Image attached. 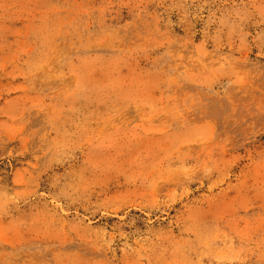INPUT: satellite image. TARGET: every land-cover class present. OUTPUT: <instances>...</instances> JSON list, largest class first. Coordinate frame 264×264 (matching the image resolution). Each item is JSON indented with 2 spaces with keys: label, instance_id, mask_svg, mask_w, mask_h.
<instances>
[{
  "label": "rangeland",
  "instance_id": "obj_1",
  "mask_svg": "<svg viewBox=\"0 0 264 264\" xmlns=\"http://www.w3.org/2000/svg\"><path fill=\"white\" fill-rule=\"evenodd\" d=\"M0 264H264V0H0Z\"/></svg>",
  "mask_w": 264,
  "mask_h": 264
}]
</instances>
